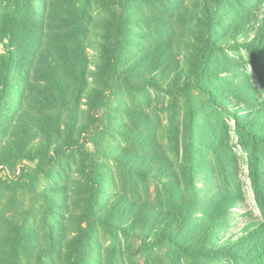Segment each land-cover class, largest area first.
I'll list each match as a JSON object with an SVG mask.
<instances>
[{
	"label": "trees",
	"instance_id": "trees-1",
	"mask_svg": "<svg viewBox=\"0 0 264 264\" xmlns=\"http://www.w3.org/2000/svg\"><path fill=\"white\" fill-rule=\"evenodd\" d=\"M262 155L264 0H0V264H264Z\"/></svg>",
	"mask_w": 264,
	"mask_h": 264
},
{
	"label": "rangeland",
	"instance_id": "rangeland-1",
	"mask_svg": "<svg viewBox=\"0 0 264 264\" xmlns=\"http://www.w3.org/2000/svg\"><path fill=\"white\" fill-rule=\"evenodd\" d=\"M242 55L239 54H232L234 58L238 61V67L234 66L232 68L231 72L229 73L230 77H233L235 75L236 82L241 79V76H246L248 79L251 80V82L258 84V77L255 69L250 64V58L247 55L246 52H242ZM195 99L200 105L203 107V114L206 116H209L212 121L215 123L217 121L215 115L212 113V109L210 108V103L208 101V97L205 94H200L199 92L195 93ZM231 97V96H229ZM237 101L234 98H230L227 102L222 101V107L221 105H218V108H227L228 106H233ZM240 107H243L244 104L242 102H239ZM221 121H225L231 128L229 130L228 134L224 132L223 130L218 131V135L224 137L226 139L227 146L231 147V152L234 153L236 157V162L239 166L238 169V177L242 184V192L244 194L245 200L241 203H239L236 208L233 210V222L238 224H244L247 221L251 220L253 217L258 218L260 216V209L256 203L255 197H254V191L252 189L251 180L249 178V162H250V155L247 150V147L243 145V143L240 141L239 137L237 136L235 132L233 117L229 115H225L222 117ZM199 124L201 125V118L199 121ZM207 125L201 128L199 130V133L201 135H204ZM203 142H206L207 140L205 138H202ZM204 145V144H203ZM206 156H209V158H212V154L210 151H207L205 147H203ZM260 163L264 167V155L260 157ZM218 176L213 177L212 172L206 170L204 176H202L199 180V188L203 192V197L205 199H210L214 194V186L217 181ZM252 217V218H250Z\"/></svg>",
	"mask_w": 264,
	"mask_h": 264
}]
</instances>
